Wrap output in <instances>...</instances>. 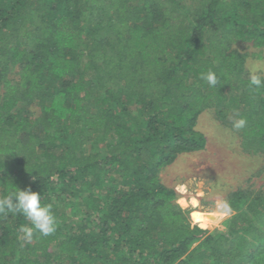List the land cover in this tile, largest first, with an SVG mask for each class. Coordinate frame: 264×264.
<instances>
[{"label": "trees", "instance_id": "1", "mask_svg": "<svg viewBox=\"0 0 264 264\" xmlns=\"http://www.w3.org/2000/svg\"><path fill=\"white\" fill-rule=\"evenodd\" d=\"M238 42L264 51V0H0V196L30 187L57 220L24 242L31 222L0 216V264H264V187L231 191L211 234L160 177L206 148V110L264 155Z\"/></svg>", "mask_w": 264, "mask_h": 264}, {"label": "rangeland", "instance_id": "2", "mask_svg": "<svg viewBox=\"0 0 264 264\" xmlns=\"http://www.w3.org/2000/svg\"><path fill=\"white\" fill-rule=\"evenodd\" d=\"M234 50L246 55L243 77L249 76V61L264 56L263 50L248 43L238 42ZM29 110L36 116L39 113L36 106ZM234 118L235 113H231V121L224 123L212 110L204 111L196 130L205 136L206 148L200 152L180 154L160 173L162 182L178 193L177 203L188 212L193 225H197L193 223L197 219L202 221L204 212L215 210L218 199L227 200L228 194L238 187L254 192L264 187V155L243 149L240 132L233 128ZM196 202L198 207L194 208L192 204ZM80 211L85 213L88 210L81 206ZM231 216L205 230L211 234L227 233V222Z\"/></svg>", "mask_w": 264, "mask_h": 264}, {"label": "clouds", "instance_id": "3", "mask_svg": "<svg viewBox=\"0 0 264 264\" xmlns=\"http://www.w3.org/2000/svg\"><path fill=\"white\" fill-rule=\"evenodd\" d=\"M249 80L248 86L253 91L264 88V56L250 60L248 63ZM209 87L215 88L220 83L215 72L209 70L201 74ZM239 115L238 113L236 114ZM246 119H233V128L241 130L246 126ZM233 209L230 203L224 199H218L215 210L205 213L207 216H216L218 219H227L232 215ZM9 214H22L31 226L20 228V239L24 242H31L35 234L49 236L57 230V220L52 211V205L41 204V194L34 192L30 187L23 190L16 187V190L0 196V216Z\"/></svg>", "mask_w": 264, "mask_h": 264}, {"label": "crops", "instance_id": "4", "mask_svg": "<svg viewBox=\"0 0 264 264\" xmlns=\"http://www.w3.org/2000/svg\"><path fill=\"white\" fill-rule=\"evenodd\" d=\"M192 221H193V219H192ZM193 223L198 225L200 223V219H197V220L193 221Z\"/></svg>", "mask_w": 264, "mask_h": 264}]
</instances>
